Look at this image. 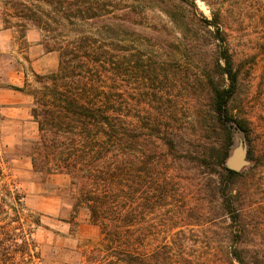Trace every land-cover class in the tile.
Wrapping results in <instances>:
<instances>
[{"label": "trees", "instance_id": "16d2710c", "mask_svg": "<svg viewBox=\"0 0 264 264\" xmlns=\"http://www.w3.org/2000/svg\"><path fill=\"white\" fill-rule=\"evenodd\" d=\"M0 21L57 54L0 88L32 98L33 173L99 227L88 264H264V0H2ZM23 198L0 166V264L40 259Z\"/></svg>", "mask_w": 264, "mask_h": 264}, {"label": "rangeland", "instance_id": "374dc122", "mask_svg": "<svg viewBox=\"0 0 264 264\" xmlns=\"http://www.w3.org/2000/svg\"><path fill=\"white\" fill-rule=\"evenodd\" d=\"M198 7L208 14L206 6ZM2 0H0V12ZM0 21V84L35 86L34 74H46L57 67V54L45 52L41 33L27 30L19 37L14 29H3ZM247 36L242 37L246 42ZM260 72V64L255 67ZM31 96L10 88H0V166L4 179L14 182L24 195L25 212L39 215L41 225L35 230L40 259L35 264H88L86 254L101 242L100 229L93 224L85 209L72 215V198L68 178L53 175L42 180L33 173L30 159L22 145L37 135L36 124L29 113ZM239 136L235 135L237 143ZM219 248H215L218 252Z\"/></svg>", "mask_w": 264, "mask_h": 264}, {"label": "water", "instance_id": "95a60500", "mask_svg": "<svg viewBox=\"0 0 264 264\" xmlns=\"http://www.w3.org/2000/svg\"><path fill=\"white\" fill-rule=\"evenodd\" d=\"M239 136L237 143L233 142L229 155L226 158V166L234 171H241L250 164V160L247 155V142L244 137L236 133ZM234 135V137H235ZM234 139V138H233Z\"/></svg>", "mask_w": 264, "mask_h": 264}]
</instances>
